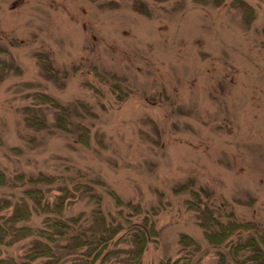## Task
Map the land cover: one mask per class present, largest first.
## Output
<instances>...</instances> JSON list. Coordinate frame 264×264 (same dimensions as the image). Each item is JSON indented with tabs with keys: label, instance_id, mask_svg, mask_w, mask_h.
<instances>
[{
	"label": "rangeland",
	"instance_id": "rangeland-1",
	"mask_svg": "<svg viewBox=\"0 0 264 264\" xmlns=\"http://www.w3.org/2000/svg\"><path fill=\"white\" fill-rule=\"evenodd\" d=\"M234 1L0 0V73L3 63L20 69H7L0 82L6 178L59 177L73 191L67 219H88L96 207L72 180L92 185L109 217L117 214L111 193L140 204L156 230L141 264L189 255L190 264H218L220 253L236 264L231 246L247 234L211 246L185 203L191 189H203L221 221L232 212L264 228V0H245L254 9L250 25ZM41 54L62 80L49 78ZM93 68L116 79L101 83ZM39 95L77 112L73 133L54 127L56 110ZM29 113L47 128L26 126ZM79 123L89 145L77 140ZM19 189L0 188V198L15 202ZM26 225L41 227L42 219ZM183 234L197 248L183 246ZM31 244L15 242L3 254L20 259ZM74 259L64 264H79Z\"/></svg>",
	"mask_w": 264,
	"mask_h": 264
},
{
	"label": "trees",
	"instance_id": "trees-1",
	"mask_svg": "<svg viewBox=\"0 0 264 264\" xmlns=\"http://www.w3.org/2000/svg\"><path fill=\"white\" fill-rule=\"evenodd\" d=\"M214 2L219 7L223 0ZM233 4L242 6L246 24L250 25L255 16L252 5L245 0H240L238 4L235 0ZM38 57L51 80L54 82L62 80L60 71L54 67L48 55L41 54ZM1 68L3 72H7V69H16L6 63H3ZM3 72L0 73V82ZM15 72L19 73L20 69H16ZM93 72L101 83L116 79L115 75L101 73L97 68H93ZM38 98L55 108L54 127L73 133L72 124L77 112L50 97L39 95ZM23 120L26 126L33 130L47 128L46 120L37 113H29ZM76 130L77 140L89 145L88 127L79 123ZM63 182L59 181V177L47 173L28 177L26 174H18L13 180H8L0 169V188L10 185L13 189L18 187L19 190H23L15 202L0 198V264H64V261L72 258H76L74 260L79 264H141L150 237L156 236L155 223L145 214L142 206L125 202L115 193H111L117 214L109 217L104 213L100 197L94 193L93 186L88 182L84 184L72 180L74 189L90 195L96 207L92 209L88 219L83 220L81 216L67 219L63 212L73 197L71 194L73 191L68 187H62ZM190 185L191 182L176 187L175 193L187 192ZM53 190L56 194L51 200L50 192ZM189 193L191 200L185 203L198 214V226L204 231L203 238L209 245L218 248L229 247L234 238L247 234L245 240L241 239L236 245L231 246L232 258L236 264H264V228L261 224L252 220H239L232 212L228 215V220L223 222L220 220L219 209L207 201L209 199L207 191L191 189ZM7 211H10L9 215L6 214ZM142 214H144L142 221L133 223L134 217ZM34 217L42 219L41 227L33 228L26 225ZM22 240H32L30 250L25 256L17 259L3 254V247H11L15 242ZM119 240H122V245L128 244L129 248L120 249L117 242ZM180 243L186 247L198 246L196 241L184 234L181 235ZM240 253L246 254L242 261L236 257ZM190 259L189 255L188 258L161 264H190ZM218 264H230L225 254L220 253Z\"/></svg>",
	"mask_w": 264,
	"mask_h": 264
}]
</instances>
